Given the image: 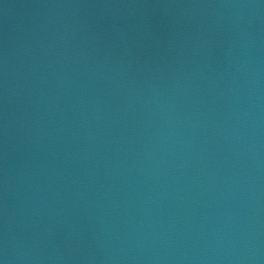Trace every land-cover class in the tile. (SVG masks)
Listing matches in <instances>:
<instances>
[{
  "label": "water",
  "instance_id": "95a60500",
  "mask_svg": "<svg viewBox=\"0 0 264 264\" xmlns=\"http://www.w3.org/2000/svg\"><path fill=\"white\" fill-rule=\"evenodd\" d=\"M0 264H264V0H0Z\"/></svg>",
  "mask_w": 264,
  "mask_h": 264
}]
</instances>
